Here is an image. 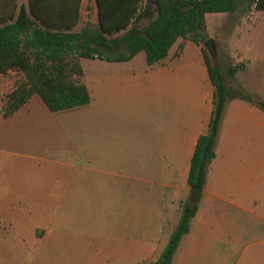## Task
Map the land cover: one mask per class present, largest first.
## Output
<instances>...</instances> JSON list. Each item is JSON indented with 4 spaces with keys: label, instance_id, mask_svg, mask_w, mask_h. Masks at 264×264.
Wrapping results in <instances>:
<instances>
[{
    "label": "crops",
    "instance_id": "obj_1",
    "mask_svg": "<svg viewBox=\"0 0 264 264\" xmlns=\"http://www.w3.org/2000/svg\"><path fill=\"white\" fill-rule=\"evenodd\" d=\"M181 43L177 39L167 56L150 66L143 52L127 62L86 59L87 159L102 162L88 171L106 176L116 192L112 199L94 202L108 208V214L100 235L90 238L93 243L100 239V244L86 264H154L178 223L180 203L189 201L190 161L198 138L208 129L214 86L201 47L186 40L180 49ZM246 88L250 94H263ZM30 101L10 117H3L0 107V122L38 117ZM7 176L6 168L0 170V190L12 196L21 190L27 205L44 206V186H21ZM260 188L264 111L242 99L230 100L198 209L171 264H226L227 256H239L243 264H264V203L262 214H256L259 200L253 195ZM125 192L133 198L124 197ZM41 223L39 219L25 232L13 252H2L0 264H29L24 258L27 242L40 246L47 238Z\"/></svg>",
    "mask_w": 264,
    "mask_h": 264
},
{
    "label": "trees",
    "instance_id": "obj_2",
    "mask_svg": "<svg viewBox=\"0 0 264 264\" xmlns=\"http://www.w3.org/2000/svg\"><path fill=\"white\" fill-rule=\"evenodd\" d=\"M82 0H0V74L14 71L21 81L7 93L1 106L10 117L33 97L48 111L58 113L86 106L90 101L83 81L81 59L127 62L143 52L147 65L164 59L181 38L201 47L214 86L213 110L206 134L196 143L190 161L188 185L202 191L226 103L242 99L264 111L253 95L233 89L202 46L205 15L232 13L244 6L264 10V0H94L96 21L80 24ZM239 68L229 67L232 76ZM198 204L183 201L180 216L166 246L154 264H171L179 241L190 230Z\"/></svg>",
    "mask_w": 264,
    "mask_h": 264
},
{
    "label": "rangeland",
    "instance_id": "obj_3",
    "mask_svg": "<svg viewBox=\"0 0 264 264\" xmlns=\"http://www.w3.org/2000/svg\"><path fill=\"white\" fill-rule=\"evenodd\" d=\"M16 1L18 5L27 3ZM80 20V24L96 21L94 0H82ZM204 21L206 40L213 39L216 51L215 58L208 56L222 72L225 84L246 93V87L258 89L263 94L251 95L264 103V13L258 15L254 8L240 6L232 13L210 14ZM87 62L81 61L84 72ZM232 66L239 69L230 76L226 71ZM21 79L22 75L14 71L0 76V107ZM30 103L38 117L28 122L19 118L0 122V170L6 168L8 181L14 184L44 186L46 200L44 206L27 205L20 198L21 190L14 191L13 196L0 190V256L6 250L13 252L15 243L23 240L25 232L40 219L47 238L40 246L26 241L24 258L29 264H86L96 257L93 248L100 244V239L93 243L90 238L94 233L100 235L108 214V208L103 210L94 202L112 199L116 192L110 189L106 176L88 171L102 166V162L87 159L86 107L52 113L36 96ZM7 193L12 202L11 196H4ZM253 195L259 200L254 211L261 215L264 188ZM124 197L133 198V194L125 192ZM243 263L239 256H227L226 264Z\"/></svg>",
    "mask_w": 264,
    "mask_h": 264
},
{
    "label": "water",
    "instance_id": "obj_4",
    "mask_svg": "<svg viewBox=\"0 0 264 264\" xmlns=\"http://www.w3.org/2000/svg\"><path fill=\"white\" fill-rule=\"evenodd\" d=\"M203 46L207 50L209 56L211 58H215L216 51H215V46H214V43H213V39L209 38V39L205 40L204 43H203ZM200 195H201V191H192L191 192V196L189 198V202L191 204L197 203Z\"/></svg>",
    "mask_w": 264,
    "mask_h": 264
}]
</instances>
